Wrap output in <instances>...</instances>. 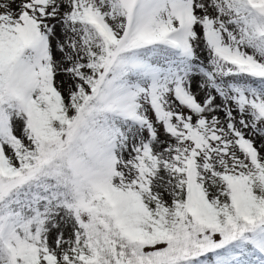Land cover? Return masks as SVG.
Segmentation results:
<instances>
[{
  "label": "snow or ice",
  "instance_id": "snow-or-ice-1",
  "mask_svg": "<svg viewBox=\"0 0 264 264\" xmlns=\"http://www.w3.org/2000/svg\"><path fill=\"white\" fill-rule=\"evenodd\" d=\"M0 264H264V0H0Z\"/></svg>",
  "mask_w": 264,
  "mask_h": 264
}]
</instances>
